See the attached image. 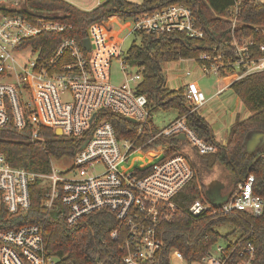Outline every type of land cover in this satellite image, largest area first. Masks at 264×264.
<instances>
[{"label": "built area", "instance_id": "obj_1", "mask_svg": "<svg viewBox=\"0 0 264 264\" xmlns=\"http://www.w3.org/2000/svg\"><path fill=\"white\" fill-rule=\"evenodd\" d=\"M233 8L231 27L236 24L237 5ZM26 0H0V127L11 121L17 130L29 127L32 139L38 138L42 127L60 135L81 138L82 144L70 159L68 170L57 171L51 160L49 173H36L11 166L0 155V211L15 214L30 207L29 187L35 180L45 189L43 206L47 210L62 206L60 215L69 226L91 212L105 210L113 214L117 228L110 232L120 239L122 262L140 264L153 260L164 242L159 227L170 222L179 205L175 198L193 175L186 147L199 154L216 151L213 142L206 141L187 123L186 115L177 116L157 132H151L150 106L147 96L138 88L143 80V67L129 61L116 37L95 47L92 36L98 34L97 22L88 29L90 47L85 49L73 37H63L49 55L41 48L24 44L42 33H60L70 24L47 18L46 13L30 16L12 13ZM123 21L129 33L145 32L157 36L181 33L192 39H203L205 29L198 22L192 6L171 3L161 8L139 12L123 18L109 15L102 23ZM95 27L96 29H93ZM233 58L224 60L218 52L201 53L196 58L203 74L220 75V68L232 66L230 83L241 77L264 70V55L250 57L248 38L229 39ZM264 53V43L259 47ZM118 62L123 81H110V66ZM190 75V71L185 72ZM229 83V84H230ZM228 84V85H229ZM182 99L189 113H194L208 100L192 83L182 85ZM226 87L217 89L220 94ZM178 89V88H177ZM119 114L137 125L135 136L118 138L114 126L102 112ZM154 125V124H153ZM183 135V138H179ZM178 137L180 150L169 155H155L147 172L136 173L134 160L144 147L157 138ZM164 151V150H163ZM61 160V159H60ZM254 176L246 175L219 203L195 199L186 209L189 217L204 214L259 215L263 199L253 192ZM235 242V239L232 240ZM240 258L235 264H252L254 246L250 241L233 250ZM228 242L218 241L205 253L186 260L182 252L171 248L170 264H224L228 258ZM0 264H70L46 250L45 232L40 224H22L0 230Z\"/></svg>", "mask_w": 264, "mask_h": 264}, {"label": "trees", "instance_id": "obj_2", "mask_svg": "<svg viewBox=\"0 0 264 264\" xmlns=\"http://www.w3.org/2000/svg\"><path fill=\"white\" fill-rule=\"evenodd\" d=\"M185 3L193 7L198 22L204 26L205 37L192 39L181 33L157 36L138 32L140 44H131L128 49L129 61L143 67V80L139 92L147 96L149 106L153 103L164 108H175L178 116L186 115L188 125L206 141L216 145V151L199 154L194 148L187 152L188 162L193 175L189 182L180 190L175 200L179 210L170 222L159 227V234L164 242L162 250L153 260L140 264H170L169 252L176 248L182 252L186 260H193L205 253L222 238L228 242L230 255L224 264H235L240 260L233 248L250 241L254 246L252 264H264V148H257L248 153L245 150L247 134L259 130L264 131V70L249 73L229 84L234 94L245 106L248 115L236 117L225 141L219 143L214 139L210 125L198 113H189L182 99V88L168 89L164 86L161 76L160 62L186 58H196L206 52L214 55L224 54V60L233 58V50L229 44L231 35L237 39L248 38L250 57L264 55L259 47L264 43V1L261 0H141L134 3L127 0H106L95 7L81 9L67 0H26V4L12 13L30 16L35 13H46L47 18L70 24L71 28L60 33H42L29 39L26 44L41 48L44 56H49L63 37H73L82 47L83 40L88 36V27L109 15H120L123 18L139 12L152 11L171 3ZM236 5V24L231 27L233 8ZM197 62L200 63L199 60ZM222 77L234 73L232 66L220 68ZM112 123L118 138L135 136L137 125L123 116L102 112ZM158 128L151 125V132ZM31 130L26 127L17 130L8 122L0 127V155L14 167H21L36 173H49L51 160L71 159L82 144L81 138L57 135L49 127L38 131V138L32 139ZM181 140L174 136L157 138L147 144L143 152L134 160L136 173L147 172L155 155H165L180 150ZM164 150V151H163ZM221 165L233 174L234 187L248 174L254 176L253 192L263 199L262 211L259 215L247 213L215 214L189 217L186 209L195 200L208 202L205 197V184L202 174L206 170ZM45 189L40 181L30 184V207L26 212L10 214L0 211V230L15 228L22 224H40L45 232L46 250L63 262L70 264H124L120 239H114L110 232L117 228V221L112 213L101 210L82 216L78 222L69 226L58 208L47 210L43 206ZM226 199V198H225ZM224 199V200H225ZM223 201V200H222ZM231 224L238 230L235 242L229 239L232 232L222 235L217 227ZM234 240V239H233Z\"/></svg>", "mask_w": 264, "mask_h": 264}, {"label": "rangeland", "instance_id": "obj_3", "mask_svg": "<svg viewBox=\"0 0 264 264\" xmlns=\"http://www.w3.org/2000/svg\"><path fill=\"white\" fill-rule=\"evenodd\" d=\"M81 9H89L96 5L99 0H67ZM134 3H140L141 0H127ZM264 1V0H261ZM102 21V20H101ZM97 22L96 28L99 30L98 34L92 36L93 44L95 47L99 46L102 42H107L116 37L119 39L121 49L128 53L131 44H140L141 36L129 33V28L123 26V21L117 19L116 21L109 22L108 24ZM161 76L163 78L164 86L170 90L177 89L186 83H192L197 86L208 98L206 104L199 109L196 113L202 116L211 126L213 135L216 141H221L226 138L231 124L233 123V112H241L240 117L246 114V108L241 100L234 94L232 89H225L222 94L211 98L217 89L223 84L224 78L217 76L214 73L203 74L200 71L199 64L194 60H174L162 61L159 64ZM189 70L190 75L185 72ZM110 81L113 84H120L123 81L122 73L119 70L118 62L113 61L110 66ZM211 98V99H210ZM232 111V112H231ZM248 113V112H247ZM178 116V111L175 108H164L160 105L153 103L150 106V118L154 126L158 129L163 128L171 120ZM187 152H191L190 147H186ZM55 160V159H54ZM69 159H61L53 161V166L57 171L68 170L71 166ZM202 180L205 184V197L208 202L215 200H222L225 194L233 185V174L230 170L221 165H216L210 170H206L202 174ZM217 230L222 234L232 232L229 239H235L238 235V230L231 224H222L217 227ZM220 242H224L222 238Z\"/></svg>", "mask_w": 264, "mask_h": 264}, {"label": "water", "instance_id": "obj_4", "mask_svg": "<svg viewBox=\"0 0 264 264\" xmlns=\"http://www.w3.org/2000/svg\"><path fill=\"white\" fill-rule=\"evenodd\" d=\"M106 0H99V3H102ZM82 45L85 49H88L90 47V40L88 37H86ZM55 133L57 135L61 134L60 129H56ZM179 138H183V135H180ZM245 150L248 153L254 152L257 148H264V131L255 130L247 134L246 140H245ZM220 201H212V203H219Z\"/></svg>", "mask_w": 264, "mask_h": 264}, {"label": "crops", "instance_id": "obj_5", "mask_svg": "<svg viewBox=\"0 0 264 264\" xmlns=\"http://www.w3.org/2000/svg\"><path fill=\"white\" fill-rule=\"evenodd\" d=\"M99 2H97L96 3V5L98 4ZM96 5H94V6H92L91 8H93V7H95ZM91 8H89V9H91ZM85 10H88V9H85ZM93 29H96L95 27H93ZM224 82H225V84H223V86L224 87H226L227 89H230V87H229V83H230V81L229 80H227V78H224ZM223 86H221V87H223ZM220 88V87H219ZM225 88V89H226ZM224 89V90H225ZM223 90V91H224ZM223 91L220 93V94H222L223 93ZM233 91V90H232ZM217 95H219V94H216V92L212 95V97L211 98H214L215 96H217ZM210 98V99H211ZM232 112V111H231ZM240 114H241V112H233V115H234V119H233V123L231 124V127H232V125L235 123V120H236V117L237 116H240ZM248 115V113L246 112V114L243 116V117H246ZM202 117V116H201ZM243 117H240V118H243ZM206 122L208 123V121L206 120ZM209 124V123H208ZM210 125V124H209ZM210 128H211V126H210ZM212 130V129H211ZM212 133H213V130H212ZM214 136V135H213ZM215 139V138H214ZM225 141V138L223 139V140H221V141H217V142H219V143H223ZM233 189V187H230V189L227 191V193L225 194V197H223V199L222 200H224L227 196H228V194L231 192V190ZM222 200H215V202H217V201H222Z\"/></svg>", "mask_w": 264, "mask_h": 264}]
</instances>
